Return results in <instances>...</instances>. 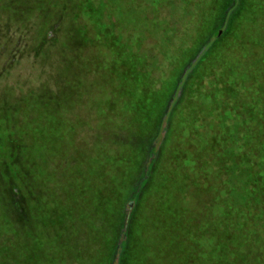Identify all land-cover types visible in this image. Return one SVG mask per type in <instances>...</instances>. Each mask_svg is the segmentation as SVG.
I'll return each mask as SVG.
<instances>
[{
	"label": "rangeland",
	"instance_id": "1",
	"mask_svg": "<svg viewBox=\"0 0 264 264\" xmlns=\"http://www.w3.org/2000/svg\"><path fill=\"white\" fill-rule=\"evenodd\" d=\"M234 1L0 0V264H81L87 258L103 237L99 234L103 229L88 234V227H72V234L80 238L72 245V254L64 252L67 247L60 243H66L72 234L67 232L69 228L56 225L51 214L58 211L52 206L66 205V218L77 219L80 213L96 219L93 200L103 194L104 181L111 191L116 189L114 183L121 182L107 164L96 168L94 152L103 143L106 115L118 116V109L125 105L136 109L139 117L135 118L147 130L158 110L160 113L157 128L152 130L150 153L144 154L135 173L146 170L155 147L172 126L167 162L158 173L163 178L156 177L146 209L149 204L158 207L167 202L178 210L197 190L202 192L201 205L207 208L238 205L234 214H210L215 253L211 250L208 258L212 254L216 258L206 260L224 264L227 244L219 242L225 240L234 252L252 251L250 257L257 248L256 264H264V222H257L260 230L248 234L251 217L261 220L263 208L244 205L243 187L237 183L238 176L249 183L248 176L258 167L247 161L244 149L229 153V130L225 126L223 132L221 127L229 122V128L241 129L238 121L242 118L231 121L234 118L228 116L231 91L240 88L241 97L248 102L251 97L247 94L261 89V60L254 54L258 56L259 47H264V18L261 30L249 24L260 9L251 5L249 13L243 12L241 3L247 4V0H236L240 15L228 18ZM257 1L250 0V4ZM215 17L219 19L212 23ZM206 53L209 56L202 71L188 85L187 97L174 109L168 125V114L188 73ZM169 84L171 88H166ZM185 128L187 134H180ZM220 137L225 138L223 143H219ZM198 153L202 157L192 167L190 159ZM220 156H225L227 167L218 166ZM210 164L215 166L210 168ZM132 179L120 205L119 224L123 227L138 189V180ZM251 188L245 191L249 196L254 193ZM203 192L215 199L207 201ZM162 213L168 214L166 209ZM179 219L183 239L190 223L181 221V213ZM234 222H238L236 227ZM94 235L97 240H87ZM121 238L122 234L118 241ZM37 249L42 256L39 262L34 256ZM199 251L203 253L202 248ZM113 260L111 264H116Z\"/></svg>",
	"mask_w": 264,
	"mask_h": 264
},
{
	"label": "trees",
	"instance_id": "2",
	"mask_svg": "<svg viewBox=\"0 0 264 264\" xmlns=\"http://www.w3.org/2000/svg\"><path fill=\"white\" fill-rule=\"evenodd\" d=\"M246 2L248 5L241 3L243 12H248L247 7L251 5L255 6L257 9H260L259 13H256L253 19H250L249 24L254 26V28L256 27L257 29L259 28V30H261L260 24H262V18H264V0H258L256 4H250V0H247ZM238 5L239 4H236V0L233 4H231V7L227 13L228 18L234 14L240 15ZM215 13H217L219 16L218 11ZM218 19L219 18L215 17L212 23H216ZM102 32L103 31L101 30L98 32V39L101 38L99 35L102 34ZM223 48H225V46ZM259 49V53L262 55L258 54L257 56V54H254V57H260L259 59L261 60L259 66L260 72L258 75V82L260 84L259 87L261 89L251 91L249 94H247L249 91L247 93L245 92L251 97V100L248 102L241 97L242 93L240 94L239 92L240 88L231 91V94H229L230 96L228 97V103L230 105V109H232L231 113L227 110L229 113L228 116L230 115L231 118L235 117L236 121L237 118L241 117V122L238 121V126H240L241 129L236 131L233 129V127L229 128L232 126V123L228 122L225 125L221 123L223 132L227 131L225 126L229 130V136L231 140L230 147L228 148L229 153H231L230 151L240 152L242 149H244V156L247 157V161L252 163L251 166L258 167L255 173H252V176H248L250 181L249 183L248 180L243 179L242 176H238L237 181V183L243 187L244 199L242 203L244 205H248L249 203H252L256 206L262 205L263 208L262 213L259 215L261 220L251 217L250 224L252 227L248 234L260 230L257 222H264V189L261 188V186L264 185V47H259ZM208 53L204 54L196 63L195 67L188 73L182 86L180 96L168 114V125L170 124L172 117L171 114L174 112V109L176 107L179 108L178 105H181L185 101L187 97L186 92L188 85L193 82L194 79L198 77L199 72L202 71V63L208 59ZM166 88H171V85H167ZM170 90H168L164 96H168ZM207 102L209 101L207 100ZM239 108L241 112H238ZM135 110L136 109H129V106L125 105L122 109H118V116H115L114 118H110L105 114L106 121L102 123L101 139H103V143H100V148L94 152L95 158L93 160V164L96 165V168L98 166L100 167L101 164H107L110 167V170H112L115 178L120 180L121 183L119 184H121L122 188L118 186L119 184L117 185L114 183L116 189L111 191V186L108 184V181H104L103 194H99L100 196L97 195L93 200V205H95L94 208H96L94 209L93 213L96 215V219H86L87 214L83 215L80 213H77V219L66 218L65 215L68 213L67 208L65 207L66 205H64V207L59 205L57 207L52 206V209H56L58 212L51 214V217L54 216V218H56V225L69 228L70 231L67 232H70L71 234L72 227L75 228V230L88 227V234L95 232L93 229H97L98 227L103 229V231L99 232V234L103 235V237L100 239V241L98 239L99 242L98 244L96 243V246L93 245V249L89 252L87 258L81 259V264H111L112 261L114 262V258L116 259V264H210L209 260L206 259L210 255L211 250H214V244L211 242V234L215 226L214 224L208 222L210 220L209 216L211 213L213 215L214 211H216L217 215H223L227 212L234 214V210L238 205L231 207L232 209L226 205H214V208L212 205H208L210 208L209 209L205 205H201L200 194H202V192L197 190L194 198L184 202L182 207L179 205L178 210L170 208L167 202H165L166 204H163L162 202L158 204V207L163 204L161 210H159L154 204H149V207L147 206L146 209L145 203L147 200H149V192L156 185V177L158 176V173L162 171V164L167 162L166 154L168 151L166 152V147L169 145L168 141L170 134L173 132H171L172 126L170 124L167 128V132H165L161 140V144L155 147L153 152L154 159H151L150 162H148L146 170L143 171V169H141V171L138 170V172L135 173V168L138 164L140 165L145 158L144 154L149 155L150 153L151 148L148 150V147H151L153 143L152 136L155 134L152 130L157 128V124L160 121V113L158 110V117L156 116V119L152 121L153 123H150L148 126L149 129L147 130V127H145V124H143L144 122L135 118L139 117ZM235 118L231 121L235 120ZM138 121L141 122L139 125H137ZM182 133L187 134V129H181L180 134ZM93 141L94 139H92V142ZM218 141L219 143H223L225 138L222 137L221 139H218ZM200 144L204 143L200 142ZM209 144L212 143L209 142ZM216 146L217 145L215 144L214 147ZM206 148H209L210 150L212 146L206 145ZM247 148L251 149L248 151ZM254 148H257L256 152H254ZM201 155V153H198V155L194 154L193 159H190L192 167L196 165L198 159L202 157ZM223 157L225 156H220V162L218 166H222L224 164V166L227 167V165H225L227 160L224 162ZM258 157L259 159H256ZM234 159L235 158L233 157V160ZM214 166L215 165L211 167L210 164V168H213ZM251 171L254 170L251 169ZM132 176L138 180V182H136L138 184V189L134 194L133 208L130 211L126 220V224L123 227L122 223L119 224V221L121 222L122 218L120 205L122 200L127 197V192L130 191V186L133 182ZM158 177L160 180L163 178V175ZM206 184H204V186ZM248 184L253 186L254 193L252 196L247 195L245 192L247 191V187L249 190H252L251 186L246 187ZM242 187L239 186L238 188L239 194L242 190ZM180 194H178V196ZM203 194L207 196V201L215 199L211 195H207L205 192H203ZM46 204H49V202L46 201ZM164 209H166L168 214L162 213ZM134 210L135 212H133ZM180 213L184 218L181 221L190 223L186 229V237L183 239H181V230L179 226ZM246 214L249 215L250 212H246ZM40 218L42 219L43 217ZM82 220L86 221L83 222ZM166 220L168 224L165 222ZM203 220L204 223L202 222ZM234 220L237 221L238 219ZM72 221H74V225H72ZM237 223L238 222H234L235 227ZM239 228H236V230H239ZM244 230L245 226H243V232ZM82 233L83 234L81 236L85 241L83 236L84 232ZM74 234L75 232L71 237L67 238L66 243L65 240L60 243L64 244L62 247H67L69 251L64 249V252L69 254H72L73 252L72 250L74 246L72 245L75 244V241H78L80 238L78 237L77 239V236ZM121 234L122 238L120 241H118ZM54 238L58 239L57 236ZM96 238V235H94L91 239L87 240L93 242L94 240H97ZM197 238L199 239L197 240ZM198 243H200L199 246ZM219 243L225 246L227 244L226 260L224 261V264H256L257 259H259L257 258V248H254L253 250L255 251V256L250 257L249 254H251L252 251L245 252V250H241L234 252V248H229L230 245L229 243H226L225 240H221ZM201 248L203 253L199 251ZM230 249L233 251L229 254ZM34 256L37 259V262H39L38 260L42 259L41 253L38 251V249ZM83 256L84 254L82 253L81 257L83 258ZM210 257H212V259L216 258L214 254H212ZM210 257L208 259H210ZM52 258L54 259L53 256ZM16 259H18L17 256Z\"/></svg>",
	"mask_w": 264,
	"mask_h": 264
}]
</instances>
